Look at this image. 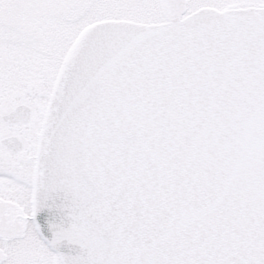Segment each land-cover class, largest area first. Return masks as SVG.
<instances>
[{
    "label": "snow or ice",
    "instance_id": "1",
    "mask_svg": "<svg viewBox=\"0 0 264 264\" xmlns=\"http://www.w3.org/2000/svg\"><path fill=\"white\" fill-rule=\"evenodd\" d=\"M0 264H264V0H0Z\"/></svg>",
    "mask_w": 264,
    "mask_h": 264
},
{
    "label": "water",
    "instance_id": "2",
    "mask_svg": "<svg viewBox=\"0 0 264 264\" xmlns=\"http://www.w3.org/2000/svg\"><path fill=\"white\" fill-rule=\"evenodd\" d=\"M42 215H44V214L41 213V214H39V215L37 216V220H38V221L40 220V218H41ZM44 234H45L46 236H48L49 239H51V232L45 230V233H44Z\"/></svg>",
    "mask_w": 264,
    "mask_h": 264
}]
</instances>
